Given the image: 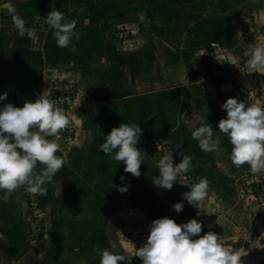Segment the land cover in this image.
Here are the masks:
<instances>
[{"label": "crops", "instance_id": "1", "mask_svg": "<svg viewBox=\"0 0 264 264\" xmlns=\"http://www.w3.org/2000/svg\"><path fill=\"white\" fill-rule=\"evenodd\" d=\"M45 10L46 16L51 10H59L68 20L76 22L77 36L68 47L57 46L54 30L42 16ZM245 14L250 20L254 16L255 21L264 26V0H50L41 14L32 15L33 28L36 23L46 30H37L27 40V49L34 56L28 54L30 72L23 69L20 74L27 73L24 77H28V85L24 80L16 81L26 86L31 96L19 101L15 94H9L7 102L23 106L25 100H35L46 72H52L55 78H61V82L66 80L79 86L77 95L67 101L64 109L68 125L48 137L59 145L57 155L62 156L64 165L51 181L45 183V194H34V198L29 199L19 186L5 200L4 191L0 190V264L84 261L82 248V251L73 248L72 253H77L68 258L71 254L66 253L64 243V235L68 232L66 224L71 220L69 216L76 217L77 210L94 211L99 217L105 213V220L121 214V208L116 204L122 196L117 198V195L127 196V193L111 189L110 185L115 182L111 179L113 176H123L124 163L113 159L115 150L106 155L97 148L111 128L118 127L121 122L139 124L143 131L152 132L170 144L179 157L189 153L192 156V143L195 149H200L196 139L189 146L185 138H189L191 131L201 123L210 124L215 136L228 139L216 128L218 121L226 115L217 95L220 89L215 92L213 87L198 83L192 61L195 56L203 55L204 41L221 42L223 38L229 43L235 41L234 34L242 32ZM36 18H41V23L35 22ZM128 25L136 26L139 39L122 37L120 44L113 36L115 29ZM133 40L139 43L134 45ZM105 42L114 51H109ZM25 47L21 45V49L25 50ZM79 56L90 60L80 62ZM35 74L37 77L32 78ZM178 145L181 146L177 148ZM137 147L144 151L143 163L149 169L147 171L158 176V162L148 159L147 152L152 158L154 154L149 152L141 137ZM219 150L208 152L206 163L204 158H196L197 169L208 165L210 171L207 175L202 174L210 181L205 199L223 194L219 192L218 179L221 174L230 175L231 164L226 162L229 157L225 156L222 164V156L219 157L227 155L228 150ZM40 167L38 165L37 171ZM193 180L195 183V175ZM193 183L188 181L187 187L179 189L173 184V202L166 204L171 205L167 213L174 211V202L183 200L181 193L188 191ZM155 192L160 195V188L155 186ZM30 201L32 206L27 212ZM186 202L183 200L184 204ZM36 203H41L44 207H40L46 208L48 213L43 214ZM34 209L41 212L43 226L37 237L28 238L24 232V228L27 229L25 219Z\"/></svg>", "mask_w": 264, "mask_h": 264}, {"label": "rangeland", "instance_id": "2", "mask_svg": "<svg viewBox=\"0 0 264 264\" xmlns=\"http://www.w3.org/2000/svg\"><path fill=\"white\" fill-rule=\"evenodd\" d=\"M30 1L33 0H0V71H4L2 75L9 79L19 72V75L17 74V77L14 79L24 80L27 85L28 77H24L27 76V73L24 72V76H21L20 71L27 69L30 72L28 62L31 61L30 56H34V54L30 55V51L27 49V40L29 41L30 37L27 34L24 36L18 35L17 30L13 26L12 13L9 9H14V13L24 19L25 27L32 29L33 24L31 25L29 21L33 10L31 7H26V4ZM41 5H44L43 7L45 9V4L42 3ZM36 11L38 13L36 15L41 14L38 10ZM46 12L45 10L42 13V16L45 18ZM245 18L246 20H244L241 26L242 32L240 34L238 33V35L237 33L234 34V39H236L235 41L232 40L233 43H229L227 40L225 41L224 38L222 40L223 42L220 40L221 42L216 41L214 43V58H210L212 61L210 62V68L206 67V62H203L204 56H200L199 54V56H195L193 59L192 65L194 64V67H197V70L199 69L200 71H198L201 73L206 72V68L209 69L205 73V76L201 75L200 77L203 80H214V84L210 85V87H213L215 92L220 89L217 92L218 98L221 101L220 103L225 102L229 97H237L246 103H256L264 106V67H259L252 73H248V69L245 67V62L248 58L244 56V52L250 48L256 46L264 47V26L262 23L258 24L254 16L250 20L248 19V15L245 14ZM36 19L35 22L41 23V18ZM143 21H145L144 18ZM32 30L35 33L37 30H46V28H42L41 25L35 23ZM115 33L113 36L118 39L120 44L122 42L119 38L122 39V37L130 40L132 38L139 39V36L136 34V26H122L115 29ZM133 41L134 45L139 43L138 40L136 42L135 40ZM21 45L26 46L25 50L22 49L21 51L17 49L16 53L10 54L13 60H8L3 63L1 51H5V49L1 48L7 46L8 48H15L21 47ZM234 48L235 50L239 48V50L235 51ZM5 54L7 55V53ZM11 62H14V64H11ZM202 64L205 65V68L202 67ZM31 71H34V69L31 68ZM31 76L36 77L37 75ZM203 80L197 82L200 83ZM16 81H14L15 85H13V80H10L11 93L4 86L0 87V93L7 92L8 95L13 93L15 94V99L21 101V99L27 97L25 91L26 86L19 84V88L15 90L13 87L18 85ZM60 82L61 78H55L52 72H46L43 78V85H47L48 88L41 85L39 94L44 95L54 105L64 110L65 107L67 108V101L77 95L76 92L79 85L77 84L78 86H76V84L66 80L61 82L63 85ZM1 83L2 79H0ZM220 84H222L221 87ZM2 104H4L3 101H0V105ZM16 106L21 107L22 105L16 104ZM191 122L189 123L193 127V122ZM69 127L72 128L71 126ZM222 137H224V134ZM193 140L194 138L192 136L185 138L189 146ZM169 146L170 148L165 147V152H158V150L154 152L153 158L151 157L152 155H147V157L152 158V161L150 160L151 162H158L163 155L174 150L170 144ZM192 147L193 152L191 155L194 158L191 156V167L187 173L177 178V182L173 183L174 188L187 187L188 181L193 183L194 175L195 182L202 177V174L206 173L205 175H207L208 165L201 166L197 169L195 162L196 158L200 156L199 158H204V163H206L208 152H203L198 148L195 149L193 143ZM231 147L232 145L229 139H220L219 151L228 150V156L219 155V157L222 156L220 160L221 164L225 160V156H230ZM188 156H190V153ZM226 162L231 164L229 170L230 175L225 177L221 174L218 179L219 192H223V194L218 196L216 194L214 196L210 194V197L200 202L198 208L186 202L183 210L179 213L175 211H169L167 213L171 205L166 204L171 201L173 202L171 194L173 190L160 188V195H157L155 185L152 182L155 176L153 172L147 171L148 168L143 162L140 165L141 175L139 177H134L124 171V180L120 179L121 174L113 176L111 179L113 180L114 178V184L121 186L129 185L128 190L125 192L127 196L122 195V193L117 195V198L122 196L117 200L116 204V207L121 208V214L117 218L113 215L115 217L110 216L109 220H105L104 217L107 216L104 215L105 213L103 214L104 216L101 215L102 217H99L94 211L87 213L77 210L74 214L76 217L73 215L71 217L69 216L71 220L66 224L68 226V232L64 235L66 253L71 254L68 256L71 259L73 253H77V251L72 253L71 250L74 248L80 251L82 248L84 261H62L60 264H100V252L104 249L125 255L126 261L120 262V264H141V258L135 256L136 248L145 243L150 231L148 227L149 223L153 219L163 216L173 218L177 223L187 222L190 218H196L202 222V231L199 235H203L207 231H213L220 235L221 243L229 251L236 252L242 256V264H264V173L254 175L249 171L247 164L236 167L232 164L230 158H227ZM201 168L205 169L201 170ZM208 172L210 173V171ZM229 183L232 185L231 188H229ZM110 187L118 191L112 185ZM142 197L146 198V204L140 202ZM77 243L82 246L76 245Z\"/></svg>", "mask_w": 264, "mask_h": 264}, {"label": "clouds", "instance_id": "3", "mask_svg": "<svg viewBox=\"0 0 264 264\" xmlns=\"http://www.w3.org/2000/svg\"><path fill=\"white\" fill-rule=\"evenodd\" d=\"M9 11L18 35L33 37L34 30L25 27L24 19L15 14L14 9ZM45 22L54 30L58 47H68L72 38L77 36L76 22L68 20L59 10L49 11ZM244 56L248 58L245 62L248 73L264 67V47L250 48ZM7 95V92L0 93V101H5ZM221 108L226 115L218 121L216 128L227 135L232 145L229 156L232 164L236 167L247 164L254 175L264 173V106L229 97ZM68 123L64 110L42 94L35 100H25L22 107L10 102L0 105V190L4 191L5 200L21 185H27L29 193L45 194V183L51 181L64 165L62 156L57 155L59 145L48 137L64 129ZM142 131L137 123L121 122L118 127L111 128L97 148L106 155L115 150L113 159L123 161L124 172L139 177L144 151L137 144ZM191 136L198 141L200 150L206 153L220 145L221 138L214 135L210 124L201 123L191 131ZM38 165L42 166L39 171ZM190 167V156L183 154L179 163H174L173 152L170 151L159 159V175L152 182L158 188L170 190L177 178L187 173ZM209 183L206 177H201L188 187V191L181 193L183 200L198 208L208 196ZM112 187L126 192L129 185L112 183ZM183 200L172 205L175 212L183 210ZM148 227L150 231L145 243L135 252V256L141 258V264H242V256L229 251L221 243L220 235L213 231L199 235L202 222L196 218L177 223L173 218L163 216L153 219ZM124 261L125 255L119 252L109 249L100 252V264Z\"/></svg>", "mask_w": 264, "mask_h": 264}, {"label": "trees", "instance_id": "4", "mask_svg": "<svg viewBox=\"0 0 264 264\" xmlns=\"http://www.w3.org/2000/svg\"><path fill=\"white\" fill-rule=\"evenodd\" d=\"M42 3H44L45 5H47V3H50V0H33V1H30V2H28L27 4H26V7H31L32 8V10H33V12H32V15L33 14H38V13H36L37 11L36 10H38L40 13L41 12H43V6L44 5H41ZM32 10H30V11H32ZM32 15H31V17H32ZM30 22V24H32V21H29ZM92 38H94V37H92ZM216 41H212V42H207V41H204V43H203V45H202V48H203V56H204V61L203 62H206V67H208V68H210L211 66H210V62H212L211 61V59L212 58H214V54H213V51H214V43H215ZM95 44H96V42H94ZM100 43V42H99ZM105 45L106 46H108L109 48H108V50L109 51H114V49H113V47L108 43V42H105ZM1 49H5V51L3 50V51H1V56L3 57V59L5 60L6 59V61H8V60H13L12 59V56L10 55V54H13V53H16V51H17V49H20L21 51H22V49H21V47H10V48H8V46L7 47H3V48H1ZM5 53H7V55L5 54ZM131 55H133V54H131ZM79 59H78V61H80V62H88L90 59L89 58H87V57H82V56H79L78 57ZM211 58V59H210ZM1 63V62H0ZM194 63V62H193ZM196 63H197V61H196ZM216 63H218V62H216ZM214 65H216V64H214ZM205 65L204 64H202V67H204ZM192 67L194 68V70H193V74H194V76H195V78H196V80L197 81H199V80H203L200 76L201 75H203V76H205L206 74V72L209 70L208 68H206V72H199L198 70H197V67L195 68L194 67V64L192 65ZM205 68V67H204ZM1 72L2 71H0V75H1ZM37 77V76H36ZM39 77V76H38ZM32 78H35V77H32ZM1 79V78H0ZM10 80H13V82L15 81V80H17L18 81V79H12V76H11V79H9L8 77H4L3 76V78H2V83L0 84V87L1 86H4V88H6V90H8L9 91V93H11L10 92V90H11V82H10ZM10 82V83H9ZM8 83V84H7ZM200 83L201 84H203V85H205V86H210V85H212V84H214V80H209V79H204L203 80V82H201L200 81ZM19 88V84L18 85H16V86H14L13 87V89H15V90H17ZM21 88H24V87H21ZM25 91H26V93H27V96H31V93H30V91H29V89L27 90V87H25ZM8 94V93H7ZM10 95H13V93L12 94H10ZM6 102H7V100H6ZM6 102H4L3 101V103H6ZM154 138H157V137H155L154 136V134L152 133V132H146V131H142V135H141V139L145 142V144H146V146L148 145L149 146V143L154 139ZM159 139V138H158ZM159 140H161L162 141V139H159ZM168 145V147L170 148V146H169V144H167ZM147 146V147H148ZM149 148V147H148ZM154 147L151 145V148H149V152H151V154H154ZM171 152H173V155L174 156H176V158H177V163H179V161H180V159L182 158V157H177V155L174 153V150L173 151H171ZM147 155H148V152H147ZM148 159H150V160H152V158H148ZM73 168V167H72ZM21 189H24L25 190V192L27 193V185H21ZM27 196L26 197H29V199H33L34 198V194H29V193H27L26 194ZM37 198H38V196H37ZM28 199V200H29ZM140 202H143L144 204H146V198L145 197H142V199L140 200ZM37 204V203H36ZM40 204V205H39ZM42 204L41 203H38L36 206L37 207H40ZM31 206H32V204H31V201L27 204V212L29 211V209L31 208ZM41 207H44V206H41ZM40 207V208H41ZM40 210H42L43 211V214L44 213H48V211H47V209L46 208H41ZM146 212V211H145ZM147 213V212H146ZM27 214V213H26ZM27 218V217H26ZM26 220V219H25ZM26 222V221H25ZM25 226V225H24ZM26 227V226H25ZM24 232H25V234H26V236L28 237V238H31V236H30V234L26 231V228H24ZM0 251H1V247H0Z\"/></svg>", "mask_w": 264, "mask_h": 264}, {"label": "built area", "instance_id": "5", "mask_svg": "<svg viewBox=\"0 0 264 264\" xmlns=\"http://www.w3.org/2000/svg\"><path fill=\"white\" fill-rule=\"evenodd\" d=\"M151 145L154 147V152H165V147H168L166 142H163L159 140L158 138H154L150 143H149V148H151ZM169 148V147H168ZM174 157V155H173ZM177 158L174 157L173 162L177 163ZM27 193H29L27 191ZM31 194V193H29ZM41 212L37 209H34L33 212L26 218L25 226L27 227L26 231L31 235L32 238L37 237L41 233V226H43V222L41 219Z\"/></svg>", "mask_w": 264, "mask_h": 264}]
</instances>
